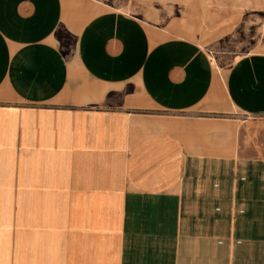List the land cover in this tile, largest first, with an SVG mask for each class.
Masks as SVG:
<instances>
[{"label":"crops","instance_id":"0c3cea01","mask_svg":"<svg viewBox=\"0 0 264 264\" xmlns=\"http://www.w3.org/2000/svg\"><path fill=\"white\" fill-rule=\"evenodd\" d=\"M177 26L0 0V264H264V46Z\"/></svg>","mask_w":264,"mask_h":264},{"label":"rangeland","instance_id":"374dc122","mask_svg":"<svg viewBox=\"0 0 264 264\" xmlns=\"http://www.w3.org/2000/svg\"><path fill=\"white\" fill-rule=\"evenodd\" d=\"M101 1L158 25L174 22L177 28L193 30L206 47L222 52L225 62L235 57V45L240 52L264 46V0ZM235 14L243 24L238 31Z\"/></svg>","mask_w":264,"mask_h":264}]
</instances>
